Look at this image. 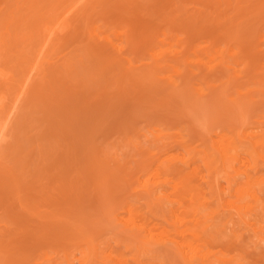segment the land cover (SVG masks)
I'll use <instances>...</instances> for the list:
<instances>
[{
	"label": "rangeland",
	"instance_id": "374dc122",
	"mask_svg": "<svg viewBox=\"0 0 264 264\" xmlns=\"http://www.w3.org/2000/svg\"><path fill=\"white\" fill-rule=\"evenodd\" d=\"M0 128V264H264V0H0Z\"/></svg>",
	"mask_w": 264,
	"mask_h": 264
},
{
	"label": "bare ground",
	"instance_id": "6f19581e",
	"mask_svg": "<svg viewBox=\"0 0 264 264\" xmlns=\"http://www.w3.org/2000/svg\"><path fill=\"white\" fill-rule=\"evenodd\" d=\"M58 24H59V23H58ZM60 25H62L61 22H60ZM62 27H63V25H62ZM61 29H62V28H61ZM52 30H54V29H52ZM55 33H56V31H55ZM53 34H54V33H53ZM42 39H43V38H42ZM51 39H52V38H51ZM40 52H41V51H40ZM41 58H42V56H41ZM36 59H37V58H36ZM38 59H39V58H38ZM37 63H38V62H37ZM37 66H38V65H37ZM33 68H34V67H33ZM35 69H36V68H35ZM28 73H29V72H28ZM1 103H2V102H1ZM8 109H9V108H8ZM9 112H10V111H9ZM5 115H6V114H5ZM1 128H2V127H1ZM1 128H0V129H1ZM234 159H235V161H237V160H238V156L235 155L234 158L232 157V161H233ZM244 174H245V173H244ZM248 225H251V223H250V224L248 223ZM249 227H250V226H249ZM261 239H262V237H261ZM189 258H190L189 260H190L191 262H192L191 259H195V258L190 257V256H189Z\"/></svg>",
	"mask_w": 264,
	"mask_h": 264
}]
</instances>
